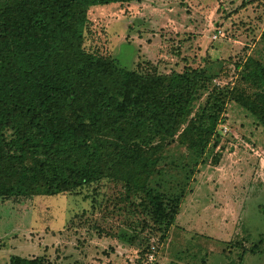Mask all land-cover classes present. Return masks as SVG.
Wrapping results in <instances>:
<instances>
[{"label":"rangeland","instance_id":"374dc122","mask_svg":"<svg viewBox=\"0 0 264 264\" xmlns=\"http://www.w3.org/2000/svg\"><path fill=\"white\" fill-rule=\"evenodd\" d=\"M87 14L84 49L125 70L164 75L208 63L193 114L207 101L218 108L219 143L201 156L176 142L165 150L160 172L181 196L162 238L139 199L109 180L0 199V264H264V130L231 101L237 89L250 92L236 66L247 57L264 66V0H139Z\"/></svg>","mask_w":264,"mask_h":264},{"label":"trees","instance_id":"16d2710c","mask_svg":"<svg viewBox=\"0 0 264 264\" xmlns=\"http://www.w3.org/2000/svg\"><path fill=\"white\" fill-rule=\"evenodd\" d=\"M134 1L0 0V199L109 180L136 196L140 214L165 236L181 196L160 172L165 150L176 142L201 156L212 142L213 151L218 108L207 101L193 114L208 63L141 73L84 49L90 8ZM236 68L250 92L237 89L231 101L264 130V66L247 57ZM155 253L148 246L146 257ZM8 264L52 263L10 256Z\"/></svg>","mask_w":264,"mask_h":264},{"label":"built area","instance_id":"2783aa9c","mask_svg":"<svg viewBox=\"0 0 264 264\" xmlns=\"http://www.w3.org/2000/svg\"><path fill=\"white\" fill-rule=\"evenodd\" d=\"M221 35V31L217 30V32L213 35V39H216L217 36ZM154 256L152 254L147 255V260L148 261H153Z\"/></svg>","mask_w":264,"mask_h":264}]
</instances>
